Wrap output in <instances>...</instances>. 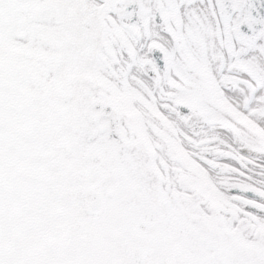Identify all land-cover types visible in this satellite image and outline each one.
<instances>
[{
    "label": "snow or ice",
    "instance_id": "6c2138e0",
    "mask_svg": "<svg viewBox=\"0 0 264 264\" xmlns=\"http://www.w3.org/2000/svg\"><path fill=\"white\" fill-rule=\"evenodd\" d=\"M0 264H264V0H0Z\"/></svg>",
    "mask_w": 264,
    "mask_h": 264
}]
</instances>
